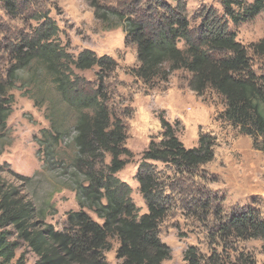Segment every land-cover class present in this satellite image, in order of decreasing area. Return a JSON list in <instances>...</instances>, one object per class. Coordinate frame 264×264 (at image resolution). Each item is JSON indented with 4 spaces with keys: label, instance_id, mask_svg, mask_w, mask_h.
I'll return each instance as SVG.
<instances>
[{
    "label": "trees",
    "instance_id": "trees-1",
    "mask_svg": "<svg viewBox=\"0 0 264 264\" xmlns=\"http://www.w3.org/2000/svg\"><path fill=\"white\" fill-rule=\"evenodd\" d=\"M3 1L7 10L14 12L13 0ZM87 1L97 21L110 30L122 26L126 45L136 47L138 66L132 71L135 78L152 85L157 81L168 82L173 72L189 73L190 89L198 96L211 90L222 97L225 110L219 119L237 129L240 135L250 137L254 149L264 155V73L258 75L254 71L248 50L229 30V21L238 25L259 16L264 11V0L251 3L222 0L225 17L219 18L211 10L198 29H192L183 0H175L174 8L164 0H148L145 9L140 7L144 0H116V7L107 5L105 0ZM136 5L139 7L134 10ZM42 20L32 35L22 37L11 47L15 64L9 76L16 80L21 72L41 70L59 97L49 103L51 128L43 132L42 145L50 163L67 134L57 101L63 103L65 113L75 114L72 141L76 156L70 179L81 211L69 214V229L65 232L55 231L51 225L37 230L31 223L35 214L33 206L0 189V230L15 227L20 238L37 255L36 264H107L104 253L112 249L110 240L114 237L119 240L117 256L123 264H162L171 258V250L161 241L158 232L159 223L167 214V202L152 164H166L180 175L195 174L215 160L217 139L202 133L198 146L188 149L177 137L175 127L161 117L163 139L150 143L139 168L140 192L148 208L140 216L132 201V188L117 177L127 165L123 157L132 156L124 147L127 140L124 120L113 116L108 105L106 81L118 64L113 58L99 57L91 50L73 55L68 52L69 45L60 43L57 23L48 15ZM181 43L183 49L179 47ZM252 50L264 61V38ZM96 67L99 72L95 87L75 73V70ZM37 78L34 73L30 82L35 84ZM0 89L4 90L1 86ZM9 114L1 104L2 121H7ZM184 193L193 196V203L196 202L203 214H213L222 220L225 197L221 199L198 188L196 192L188 189ZM216 202L221 205H214ZM86 209L96 214L103 224L95 222ZM241 211L220 221V232L228 238L261 240L264 244L261 213L250 206ZM16 250L17 244L1 232L0 260L10 263ZM185 262L201 264L194 248L186 251ZM16 264L25 263L20 259Z\"/></svg>",
    "mask_w": 264,
    "mask_h": 264
},
{
    "label": "rangeland",
    "instance_id": "rangeland-1",
    "mask_svg": "<svg viewBox=\"0 0 264 264\" xmlns=\"http://www.w3.org/2000/svg\"><path fill=\"white\" fill-rule=\"evenodd\" d=\"M251 1L247 0L248 3ZM13 2L15 9L11 12L0 0V86L4 89H0V105L3 104L10 112L7 121L0 118V189L2 192L9 191L14 199L33 206L35 214L31 223L37 230L51 225L55 231L65 232L69 229V214L81 211L70 179L76 156L72 141L75 114L65 113L63 103L57 101L61 112L58 114L66 122L67 134L57 147L56 158L50 163L42 145L43 132L51 128L49 103L59 97L41 70L34 71L38 75L35 84L30 82L34 74L31 71L21 72L16 80L9 76L15 64L11 47L18 44L22 37L32 35L45 15L57 23L60 28L59 41L63 46L69 45L68 52L78 56L84 50H91L99 57L113 58L118 64L117 70L106 81L108 105L113 116L124 120L127 134L124 147L132 156L123 157L127 165L117 177L132 188V201L139 209L140 216L146 214L148 208L140 192L139 168L150 143H159L163 139L161 117L175 127L177 137L188 149L197 147L200 134L210 131L217 139L215 154L218 147H222L223 140L230 139L231 142L232 139H239L238 130L218 117L225 110L224 99L211 90L203 96L195 94L189 87V73L173 72L168 82L157 81L152 85H145L135 78L132 71L138 66L136 47L126 45V33L122 26L110 30L97 21L87 0ZM146 2L148 0H144L140 7L145 9ZM164 2L173 8L177 4L175 0ZM183 2L192 29L200 28L211 10L216 11L219 18L225 17L222 0ZM105 3L113 7L118 5L116 0H105ZM136 7L139 6H132L134 10ZM229 30L248 50L254 71L258 75L263 74L264 61L254 55L252 46L264 38V11L255 19L238 25L229 21ZM179 47L183 49L184 44H179ZM98 72V67L87 71L75 70L76 75L84 78L92 87L98 85ZM219 123L228 132L226 136ZM250 141L246 137L245 144ZM259 157L261 155L258 153L256 158ZM235 158L239 162V156ZM106 162L109 163V158ZM213 163L202 166L196 175H180L166 164H152L163 199L167 202V214L159 223L158 232L161 241L170 248L171 258L162 264H186L185 253L190 248H194L201 264H264V244L261 240L228 238L219 228L220 221L228 220L235 212H242L249 206L257 209L264 218V191L263 195L243 201H223L222 220L213 214H203L196 202L193 203V196L184 193L188 189L196 192L198 188L221 199L225 197L226 183H222L220 176L214 174ZM214 179L217 181L214 182ZM217 204L221 205L218 202L214 205ZM237 204L240 207H236ZM85 211L95 222L103 224L92 211ZM1 232L6 233L10 242L17 244V250L13 261L5 263L0 260V264H16L20 259L25 264H36L37 255L20 238L15 227L7 226ZM110 243L112 249L104 253L106 263L123 264V260L117 256L119 240L114 237Z\"/></svg>",
    "mask_w": 264,
    "mask_h": 264
},
{
    "label": "crops",
    "instance_id": "crops-1",
    "mask_svg": "<svg viewBox=\"0 0 264 264\" xmlns=\"http://www.w3.org/2000/svg\"><path fill=\"white\" fill-rule=\"evenodd\" d=\"M219 128L222 129L220 123ZM222 131L226 136L228 132L224 129ZM210 132L205 133L211 134ZM211 135L216 138L214 134ZM229 135L232 137L231 134ZM246 137L251 141L245 144ZM258 153L261 155L259 159L256 158ZM215 155L216 161L212 162L214 174L220 176L222 183H226L224 196L227 201L235 199L234 201L238 202L255 195H263L264 155L254 149L253 140L250 137L240 135L239 139H232L231 142L230 139L223 140L222 147H218V152ZM236 155L239 156V162L236 161ZM235 206L240 207L239 204Z\"/></svg>",
    "mask_w": 264,
    "mask_h": 264
}]
</instances>
